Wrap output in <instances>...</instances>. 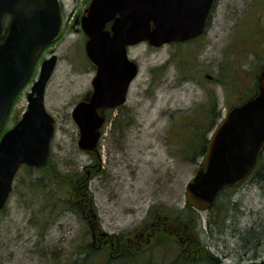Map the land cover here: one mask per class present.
<instances>
[{"label":"rangeland","instance_id":"obj_1","mask_svg":"<svg viewBox=\"0 0 264 264\" xmlns=\"http://www.w3.org/2000/svg\"><path fill=\"white\" fill-rule=\"evenodd\" d=\"M64 1L67 8L73 3ZM84 43L81 33L68 28L49 49L58 60L45 104L56 130L51 164L44 170L74 178L71 185L79 190L87 178L86 198L76 194L73 200L84 203L92 228L110 236L105 241L120 235L126 245L137 231L144 232L132 250L178 264H215L211 251L199 254V240L213 251L216 243L223 250L229 244L232 264L234 255L244 254L254 236L264 237V184L252 177L224 190L209 211H192L186 184L203 158L193 161L184 155L192 147L189 144L208 139L216 122L253 93L264 57V0H217L208 31L194 42L130 46L128 54L139 64V73L122 110L108 112L111 122L102 128L99 153L79 148V128L71 115L74 105L92 90L95 75ZM49 50L18 95L5 128L24 112L27 93ZM41 174L26 167L17 173L11 196L0 211V264H78L82 257L80 243L88 222L68 209L67 202L55 205L47 190L33 186L40 183L33 181ZM59 186H54V193L67 198L69 185ZM255 224L259 226L251 228ZM219 234L222 241L215 240ZM90 237L86 234L85 241ZM113 254V261L121 258ZM99 257L96 264L111 263Z\"/></svg>","mask_w":264,"mask_h":264},{"label":"water","instance_id":"obj_2","mask_svg":"<svg viewBox=\"0 0 264 264\" xmlns=\"http://www.w3.org/2000/svg\"><path fill=\"white\" fill-rule=\"evenodd\" d=\"M212 3L213 0L92 1L82 28L89 35L87 54L97 66L94 89L90 98L78 102L72 111L82 149H96L105 121L104 108L124 103L129 84L137 74L138 66L128 59L126 44L145 39L159 46L195 37L203 31ZM7 12L12 19L6 30L3 16ZM110 20H114L112 33L105 30ZM61 28L58 0H0V132L39 54L59 36ZM56 60L53 55L43 61L39 78L28 93L26 111L0 140V209L22 163H47L55 124L45 108L44 93ZM263 149L264 65L258 93L230 109L213 130L204 164L186 185L188 203L201 210L210 207L224 186L237 184L252 173Z\"/></svg>","mask_w":264,"mask_h":264},{"label":"trees","instance_id":"obj_3","mask_svg":"<svg viewBox=\"0 0 264 264\" xmlns=\"http://www.w3.org/2000/svg\"><path fill=\"white\" fill-rule=\"evenodd\" d=\"M253 88H254L253 93L247 96H252L257 91V85H254ZM121 128L122 126L116 127L115 131L118 132V130H121ZM207 144H208V139L206 138H202L200 142L198 141L194 142L193 145L192 143L189 144L188 147H191V146L192 147L190 149H187V152L184 155V157L190 158L193 161L195 160L198 161L199 157L203 156L207 148ZM200 165H202V162H200ZM27 168H30V167H27ZM39 170H41L40 172L42 174L39 178L34 179L33 182H40V183L39 184L33 183V186L38 185L39 187L43 188V190H47L49 192V195L51 196L50 198L51 201L53 200V203L55 205H57L58 202H61V203L67 202L66 207L68 209L77 212L84 221L88 222V227L86 228V234L91 236L90 237L91 240H89L88 242L85 241L86 234L83 236L84 238L82 237L83 241H81L80 243V245L82 246V249L80 250V252L82 253V257L78 264H96L97 260L100 258L99 256H103L102 258L103 263H106V261H103V259L105 258L107 261H111V264H116V261H118L119 259L113 261L114 259L111 257L112 256L111 254L112 253H114L113 255L122 254V251L126 248V247L125 248L123 247L127 246V244L125 245V243H123L125 238H122V236L119 235L117 238H114L113 240L111 239V242L105 241V239H107V237L110 238V236L102 235L96 230V227L92 228V226L90 225L88 221L90 218L86 217L85 215V211L87 212L88 209L84 211V206H85L84 203L81 205L79 202L73 200L76 194L78 195V198H83V199L86 198L84 188L86 186V182L88 181L87 178L85 177L83 178L84 180L83 189L79 190L77 189V187L75 188V185H71V182H73L72 179L74 178L72 177L66 178V175L61 176V174L59 172H56L55 170H44V169H39ZM75 171H77V169ZM74 175H76V173H74ZM252 177L256 178L257 181L262 182L264 184V155L261 156L260 162L257 165L255 171L253 172ZM59 182H61L63 185H66V184L69 185L70 188L67 189V191L69 192V196L67 198L54 193L55 192L54 186L56 187V186L61 185V183ZM222 192L220 194H222ZM191 210L193 211V208H191ZM49 213L51 212L49 211ZM172 218L170 216V219ZM253 226L254 227H251V228L255 229L259 226V224H255ZM145 227L146 229H148L147 224H145ZM248 230H250V228ZM96 241H99V243H102V244L101 245L99 243L96 244ZM249 245L251 246V241H249ZM104 255H106V257H104ZM214 263L218 264V262L216 261ZM250 264H253V263H250ZM261 264H264V262Z\"/></svg>","mask_w":264,"mask_h":264},{"label":"flooded vegetation","instance_id":"obj_4","mask_svg":"<svg viewBox=\"0 0 264 264\" xmlns=\"http://www.w3.org/2000/svg\"><path fill=\"white\" fill-rule=\"evenodd\" d=\"M90 1L91 0H72V2H73L72 5L69 8H67L66 7V5H67L66 2L64 0H60L65 29L71 28V30H74L77 33H81V32L83 33V31L81 30V27H80L81 26V21H82V16L85 14L86 9H87ZM211 20H212V14L210 16L209 23H208L209 27H210ZM82 36L85 37L84 33L82 34ZM85 98H87V97H85ZM118 109H116V110L119 113L122 110V107H119ZM179 214H178V216H179ZM213 214H215V215L217 214L218 215V212H214ZM166 215L169 216V215H171V213L170 214H166ZM168 216H166V218H165L166 220L168 219L167 218ZM180 217H179V219H180ZM164 224H167V222L166 223L164 222ZM226 224L228 225L227 232L229 233V218L226 221ZM172 227L173 226L170 225L168 227V229L172 230L171 229ZM240 234L242 235V234H244V232L242 231V232H240ZM163 235L165 237L168 236L167 234L165 235V233H163ZM143 236H144V232L137 231V234L135 235V238L130 237L128 239L129 241L132 240L130 244L127 243V241H126L127 246L123 247V248H125V247L126 248L122 251V254H124L125 252L129 253L130 256L132 257V259H129V260L125 261V263H123V264H176L177 263V260H173V261L170 262V261L162 260V259H161V262H160V261H158L157 259H155L153 257H144L143 254H145V253H141V252L138 253L136 250H132V249H135L134 248L135 247L134 244L135 243H139ZM133 239H135V240H133ZM161 239H163V237H161ZM225 239H226V237H225ZM228 239H229V236H228L227 240ZM215 240H221L222 241L223 240L222 239V235L219 234V236H217ZM198 245H199L200 248L204 247V249L202 248V250H199L200 248H198L199 254L202 255V251L208 250V252L211 251V253H212L209 256L212 257L213 260L218 262V264H229V244H226V249L223 250L218 245V243H216L215 244L216 250H214V251L211 248L212 246L210 247V245L208 243H206V245L202 246L201 240L198 241ZM248 248L250 249V245H249V247L245 248V251L243 250L245 252L244 254L245 255L247 254L246 256H244V254H241V256L237 258V256L234 255V258H233L234 260H232V264H250V263L261 264V263L264 262V258L263 257L261 258V255L258 256V257L251 256V254H249ZM162 251H163V249H162ZM199 260L203 261L204 258L202 257ZM209 261H210V259H209Z\"/></svg>","mask_w":264,"mask_h":264},{"label":"bare ground","instance_id":"obj_5","mask_svg":"<svg viewBox=\"0 0 264 264\" xmlns=\"http://www.w3.org/2000/svg\"><path fill=\"white\" fill-rule=\"evenodd\" d=\"M251 240L252 241H251L249 252L251 256L258 257L261 255L262 246L264 245V237L258 236V238H256L254 236Z\"/></svg>","mask_w":264,"mask_h":264}]
</instances>
